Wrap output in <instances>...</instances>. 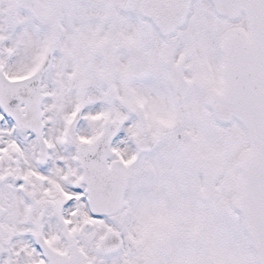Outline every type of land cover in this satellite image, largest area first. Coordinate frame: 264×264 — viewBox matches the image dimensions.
Segmentation results:
<instances>
[{
    "label": "flooded vegetation",
    "instance_id": "obj_1",
    "mask_svg": "<svg viewBox=\"0 0 264 264\" xmlns=\"http://www.w3.org/2000/svg\"><path fill=\"white\" fill-rule=\"evenodd\" d=\"M0 1V72L8 80L43 69L40 92L54 107L68 109L67 99H80L95 108L103 126L135 114L134 136L151 147L143 159L141 153L133 159L131 151L124 160H133L125 168L124 208L109 216L111 226L80 209L62 229L49 223V214L37 216L34 235L43 240L47 234L49 264H257L243 220L231 207L249 138L234 120L220 124L209 99L222 84L227 30L211 39L212 52L203 47L206 54L193 43L195 33H186L194 21L212 19L223 29L231 23L197 0L184 27L162 38L141 15V0ZM198 1L210 12L197 9ZM171 158L182 166H156ZM213 162L218 167L205 169ZM0 191V235L9 251L20 248L31 260L28 245L12 241L28 231L22 225L34 208L9 222ZM64 198L54 191L42 202L58 208ZM9 264H17L15 256Z\"/></svg>",
    "mask_w": 264,
    "mask_h": 264
},
{
    "label": "snow or ice",
    "instance_id": "obj_2",
    "mask_svg": "<svg viewBox=\"0 0 264 264\" xmlns=\"http://www.w3.org/2000/svg\"><path fill=\"white\" fill-rule=\"evenodd\" d=\"M0 83L7 81L0 77ZM71 114V109L54 107L51 97L42 98L38 89L30 87L20 94L9 96L6 103L0 104V177H3L0 190H3L9 203L20 205L21 212L25 208H34L31 219L22 225L28 231L12 241L13 244L17 240L25 242L32 253L31 260L20 248L13 247L9 251L6 237L0 235V264H9L13 256L17 264H49L45 249L47 234L43 240L34 235V222L41 213L49 214V223L61 229L76 216L78 209L87 213L90 220L111 226L108 214L94 210L100 193L94 186L95 181L85 178L86 170L78 159L80 134L89 128V117H95L96 110L94 107L80 110L76 120L71 122L72 126L67 127ZM124 114L127 118L122 125L106 128L101 144L106 143L107 150L117 149L122 141L131 142L129 130L137 123V116ZM115 159V153L106 160H101L97 153L94 160L89 152L85 163L97 165L108 177L106 164ZM17 169L18 176L6 175ZM30 178L31 184L28 183ZM33 187L39 190L35 196ZM54 191L57 197L60 194L66 197L58 208L42 202V197H48Z\"/></svg>",
    "mask_w": 264,
    "mask_h": 264
},
{
    "label": "water",
    "instance_id": "obj_3",
    "mask_svg": "<svg viewBox=\"0 0 264 264\" xmlns=\"http://www.w3.org/2000/svg\"><path fill=\"white\" fill-rule=\"evenodd\" d=\"M192 1L143 0L141 10L163 35L168 36L181 26ZM210 1L220 16L234 21L244 14L249 25L248 35L236 29L223 38L224 84L222 91L212 96V109L221 123L235 118L251 137V150L239 164L242 178L233 207L245 218L259 263L264 264V0ZM28 81L32 88L35 83L38 89L39 76L24 82L0 83V104L6 103L9 96L22 93ZM10 85L19 87L10 88ZM110 125L119 127L120 123L106 124L103 135L91 146L83 145L79 151L80 164L86 170L85 178L94 180L100 193L94 210L108 215L122 209L119 201L122 202L125 190L123 166L113 163L108 167L107 163L110 175L106 177L97 165L86 164L85 160L89 152L94 160L97 153L101 160L112 154L106 149V143L101 144Z\"/></svg>",
    "mask_w": 264,
    "mask_h": 264
},
{
    "label": "rangeland",
    "instance_id": "obj_4",
    "mask_svg": "<svg viewBox=\"0 0 264 264\" xmlns=\"http://www.w3.org/2000/svg\"><path fill=\"white\" fill-rule=\"evenodd\" d=\"M1 5L2 4L0 3V9H1ZM195 7L197 9L201 10L202 12H205V11H209L210 12V6L207 3H205V2L198 1L197 4L195 5ZM198 20H200V19H198ZM233 27H235V26H233ZM238 27L247 29L246 20L244 19V21L241 24H239ZM225 30H228V28L227 29L226 28H224V29L221 28L218 23L212 22V19H211V23L208 21V23L205 24V25L203 23L199 22V21H194L193 23L190 24V26H189V28H188L186 33H187V35L189 37H192L191 34L195 33L193 43L199 44L201 46V51L203 52V54H206L209 51L204 53L205 46H207L208 49L210 50L211 39L214 37V35H216V38H217L218 35L222 34L223 32H225ZM207 39H209V40L206 43L205 40H207ZM215 45H216V43H215ZM0 67H1V63H0ZM43 97H45V96L43 95ZM57 97H60L63 100L66 99V96H63V95H57ZM72 98L73 97H70V99H67L68 102L70 103V106L68 107V109H71V110H73V108H74V106L76 104L81 103L80 99H75L74 101L71 102L70 100ZM84 107L86 109H90L91 104L90 103L88 104V108L86 106H84ZM125 119L122 121V124L124 123ZM88 123H89V128L86 131H84V132H82L80 134L77 150H79V148H80V146L82 144H91L103 132V123H104L103 120H96V119H93V117H89ZM129 131H130V141L131 142H129V140L122 141L121 144L118 146V148L114 150L115 153H116V160H118V161L126 160L128 155L131 153L130 143H132V145H135L136 142H137V139L134 136L135 135V133H134L135 129L132 128ZM245 147L246 146H243L242 149L245 148ZM143 157L144 156H141L142 159H143ZM176 161L177 160L173 159V158H171V159H163L161 164H157L156 166L157 167H162V168H168V169H173L175 167L182 166V165H178V163ZM145 166H150V165L148 163H146V165H143V167H145ZM184 166H187V165H184ZM19 174L20 173H19L18 169L14 173H12L13 176H18ZM30 180H31V178H30ZM30 180H29V182H31ZM34 190L36 191V193L39 191L38 189L33 187V192H34ZM0 194H2V191H0ZM35 195L36 194H33V196H35ZM32 213H33V211L31 210V216H32ZM7 215H8V221L9 222L13 221L15 218L22 217V212L20 211V205L18 203H15V202L14 203H9L8 202Z\"/></svg>",
    "mask_w": 264,
    "mask_h": 264
},
{
    "label": "bare ground",
    "instance_id": "obj_5",
    "mask_svg": "<svg viewBox=\"0 0 264 264\" xmlns=\"http://www.w3.org/2000/svg\"><path fill=\"white\" fill-rule=\"evenodd\" d=\"M242 22L241 21H239V22H237L236 24H241Z\"/></svg>",
    "mask_w": 264,
    "mask_h": 264
}]
</instances>
